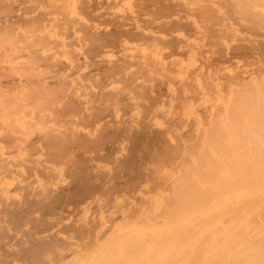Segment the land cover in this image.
<instances>
[{"label":"bare ground","instance_id":"1","mask_svg":"<svg viewBox=\"0 0 264 264\" xmlns=\"http://www.w3.org/2000/svg\"><path fill=\"white\" fill-rule=\"evenodd\" d=\"M42 1L0 30V264H264V0Z\"/></svg>","mask_w":264,"mask_h":264},{"label":"rangeland","instance_id":"2","mask_svg":"<svg viewBox=\"0 0 264 264\" xmlns=\"http://www.w3.org/2000/svg\"><path fill=\"white\" fill-rule=\"evenodd\" d=\"M3 1H4V0H0V11L3 10L1 13H2V15L4 14V15L1 17V13H0V19L4 18V19L2 20L3 23L0 24V30L3 28V27L1 28L2 25H4L5 28H3V29L1 30V32H3V30H5V29H6L5 32H15V31H16V32H19V31H17V30H20V25H19V23H18L17 21H15L14 19L21 17L22 14L25 13L26 10L28 11V14H29V12H30V15L34 16L35 13H38V12H37L38 10H40V11H46V10L49 9V8L47 9V7H49V5H48L47 3H46V4H47L48 6L46 5V8H45V6H43V5H45V4L40 5V4L37 3L36 6L39 5V6H42V7H43V8L41 9V7L38 6L39 8L37 9V7L34 6V3H36V1H38V0H36V1H35V0H31V1H30V0H29L30 2L33 1V2H34L33 4H32V3H29L28 0H24L25 3L16 2L17 0H10V1H14L13 4H14V3H18V4L20 3L19 5L17 4L18 6H16V7H13V5H11L12 3H9L10 1H8V0H7L8 2H7V1L5 2L6 4L9 3V4H7V5H6L5 3L3 4ZM18 1H22V0H18ZM39 1H40V0H39ZM43 1H44V0H43ZM43 1H42V2H43ZM49 1H51V0H48V2H49ZM27 2H28L29 4H31V5H33V6L30 7V5H29ZM45 2H46V1H45ZM45 2H43V3H45ZM49 3H50V2H49ZM27 4H28L29 6H28ZM14 5H16V4H14ZM23 6L26 7V10H24L25 8H24ZM10 7H13V8H15V9L12 10ZM33 7H36V8L34 9ZM16 8H17V11H16ZM44 8H45V9H44ZM6 9H7V10H6ZM29 9H30V10H29ZM5 10L7 11V13H5V12H6ZM12 11H14V12H12ZM32 11H33V12H32ZM22 12H23V13H22ZM12 13H15L16 16H15V14L13 15ZM31 13H32V14H31ZM33 13H34V14H33ZM7 14H8V15H7ZM25 14H26V13H25ZM25 14H23V16H24ZM12 15L15 16V17H14V18H11V17H13ZM25 16L28 17V15H25ZM6 17H7L8 19H10V20L7 21V19H5ZM12 19H13V20H12ZM9 21H10V23H9ZM0 22H1V21H0ZM7 22H8L9 24H7ZM17 23H18V24H17ZM9 25H10V27H8ZM12 25H14V26L17 28V30H13V29H15V27L12 28ZM24 50L27 51V49H23V48H21V49H17V52H18V53H22V54L27 55L28 58L30 57V59H28L27 56L25 57V55L23 56V55L20 54L21 58H19V62L23 60V59H22L23 57H25L26 61H29V60H30L29 62H30L31 64H33L34 61H35V59L32 61V58H34V57H33L32 55H29L28 53L24 52ZM21 51H22V52H21ZM28 51H30V50H28ZM18 56H19V55H18ZM22 56H23V57H22ZM25 59H24V60H25ZM24 60H23L22 62H20V63H22V65H24L23 63H26ZM29 62L27 63V64H28V67H29V65H31V64H29ZM35 63H36V62H35ZM35 63H34V64H35ZM27 64H26V66H27ZM34 64H33V67H29V68L27 67V69H26L25 71H23V72H24L23 74H25V75H28V74L31 75L32 73H34L32 70H30V68H33V69L35 68V67H34ZM24 66H25V65H24ZM26 66H25V67H26ZM35 66H36V64H35ZM25 67H24V69H25ZM22 70H23V69H22ZM22 70H19L20 74H19V72L16 70L15 73H14V75H16V76H20V75L22 74V73H21ZM28 70H30V72H31V71H32V72H31V73H28ZM34 70H35V69H34ZM17 72H18V74H17ZM26 72H27V73H26ZM13 91H14V92H13ZM10 92H11V90L8 89V93H9V94H10ZM8 93H7V94H6V93L4 94V95H5V100H6V101L9 100L8 103L5 101V104L7 103L5 106L10 105V104H11L10 102H15V99H13V100L11 99V98H12L11 94L13 95V94L15 93V90H12V92H11V94H10L11 97H9V94H8ZM13 97H15V95H14ZM16 97H17V94H16ZM10 99H11V100H10ZM9 103H10V104H9ZM203 248H204V247H203ZM210 249H212V250H210ZM209 250H210V251H209ZM214 252H215V250H214L213 246L210 245L209 249L207 250V254L211 255V254H213Z\"/></svg>","mask_w":264,"mask_h":264}]
</instances>
